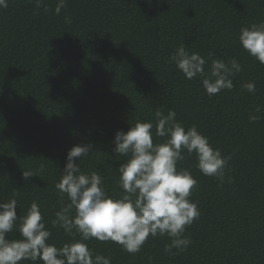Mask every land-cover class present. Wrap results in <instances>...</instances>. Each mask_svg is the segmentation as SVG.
<instances>
[{
  "label": "trees",
  "instance_id": "trees-1",
  "mask_svg": "<svg viewBox=\"0 0 264 264\" xmlns=\"http://www.w3.org/2000/svg\"><path fill=\"white\" fill-rule=\"evenodd\" d=\"M57 2L0 8V202L15 198L19 216L35 201L48 243L60 247L69 237L52 221L67 197L55 185L71 147L93 146L76 162L118 195L115 169L125 158L113 152L115 132L173 110L229 158L223 183L196 168L195 154L178 162L197 180L189 199L200 215L184 232L191 244L166 252L168 236H149L133 254L86 243L112 264H264V64L238 41L241 27L264 21V0H66L56 14ZM180 45L208 60L206 70L209 53L235 58L234 87L209 96L199 77L186 79L169 61Z\"/></svg>",
  "mask_w": 264,
  "mask_h": 264
},
{
  "label": "clouds",
  "instance_id": "clouds-1",
  "mask_svg": "<svg viewBox=\"0 0 264 264\" xmlns=\"http://www.w3.org/2000/svg\"><path fill=\"white\" fill-rule=\"evenodd\" d=\"M41 2L36 0L37 7ZM65 5L66 0H58L56 14ZM7 7L8 0H0V8ZM238 41L249 56L264 64V21L241 27ZM212 55L209 53L211 63L206 70L208 60L180 45L169 61L186 79L199 77L207 95L213 96L234 87L232 77L241 71V65L235 58L226 63ZM243 87L250 94L256 92L254 82ZM258 119L255 115L249 117L250 122ZM154 121L137 120L126 132L117 130L114 134L113 152L125 158L115 169L121 190L118 195L109 194L98 172L85 173L76 162L90 154V143L74 145L67 152L55 185L67 197V203L56 211L52 221L53 227L63 229L69 237L60 247L48 243L52 233L35 201L19 216L15 198L0 202V264H21L25 260L41 264H112L110 257L89 248L86 241L93 238L114 242L134 254L149 236H168L171 244L165 247L166 252L172 248L184 251L191 244L185 229L200 213L197 203L189 199L197 180L188 169L178 168V162L185 160L186 154H195L196 168L223 183L229 158L213 148L196 125L185 129L173 110L167 114L155 111ZM154 136L159 139L154 141ZM22 175L27 180L32 174ZM14 231L19 238H10Z\"/></svg>",
  "mask_w": 264,
  "mask_h": 264
}]
</instances>
